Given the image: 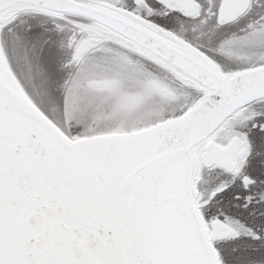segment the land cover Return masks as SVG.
<instances>
[{
	"label": "snow or ice",
	"instance_id": "snow-or-ice-1",
	"mask_svg": "<svg viewBox=\"0 0 264 264\" xmlns=\"http://www.w3.org/2000/svg\"><path fill=\"white\" fill-rule=\"evenodd\" d=\"M0 264H264V0H0Z\"/></svg>",
	"mask_w": 264,
	"mask_h": 264
}]
</instances>
